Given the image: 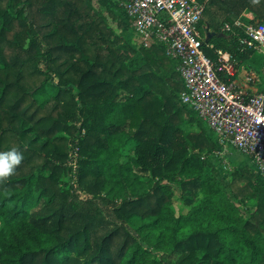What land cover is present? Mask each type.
Wrapping results in <instances>:
<instances>
[{
	"label": "trees",
	"instance_id": "trees-1",
	"mask_svg": "<svg viewBox=\"0 0 264 264\" xmlns=\"http://www.w3.org/2000/svg\"><path fill=\"white\" fill-rule=\"evenodd\" d=\"M199 1L206 53L261 69L224 27L264 0ZM123 42L89 0H0V264H264L257 165L227 181L177 61Z\"/></svg>",
	"mask_w": 264,
	"mask_h": 264
},
{
	"label": "built area",
	"instance_id": "built-area-1",
	"mask_svg": "<svg viewBox=\"0 0 264 264\" xmlns=\"http://www.w3.org/2000/svg\"><path fill=\"white\" fill-rule=\"evenodd\" d=\"M123 8L142 46L162 44L178 63L184 82L180 99L189 105L216 134L221 146L231 144L252 158L264 181V68L250 71L244 83L237 79L238 59L229 50L215 49L214 60L206 51L199 27L205 4L199 0H123ZM233 27L242 29L241 51L264 54V21L238 18ZM211 33H208V37ZM207 41V38H206Z\"/></svg>",
	"mask_w": 264,
	"mask_h": 264
},
{
	"label": "rangeland",
	"instance_id": "rangeland-1",
	"mask_svg": "<svg viewBox=\"0 0 264 264\" xmlns=\"http://www.w3.org/2000/svg\"><path fill=\"white\" fill-rule=\"evenodd\" d=\"M89 1L93 5L94 9L100 12V14L105 18V20L109 24V27L114 30L116 35L123 37L124 45H126L129 49H135V50H138L139 47L142 46L135 30L129 27L122 28L119 25L118 20L114 19L112 13H110L107 9V7H110L112 11H114V13H116L117 16H119L118 15L119 9H120V6L122 7L123 0H89ZM245 19L251 20L246 17ZM251 22H257V21L251 20ZM256 60L259 63L260 67L264 68V60L262 59H256ZM201 121L199 119L198 120L194 119L191 125L188 126L190 132L198 133L201 130V128L206 129L208 133L217 141L216 135L213 133L212 129L208 125H205L204 122L202 123ZM208 158L219 169V171L226 176L227 181H231L232 172L234 171V169L241 168L245 165L254 167L251 157L245 154L244 152L240 151L239 149H237L231 144H227L226 146H221L217 148L216 150L210 152L208 155ZM72 163L73 162L70 161V164ZM73 169H75V165H73ZM72 172L73 171L64 173L62 175L63 179H62L61 184H65V185L70 184V182L73 179ZM107 183L108 185L112 184V182L109 180ZM240 184L243 185L242 183ZM126 195H127L126 193L123 194V197H126ZM255 203H256L255 199L253 201H250L249 203V208L252 211L255 210L256 208Z\"/></svg>",
	"mask_w": 264,
	"mask_h": 264
},
{
	"label": "crops",
	"instance_id": "crops-1",
	"mask_svg": "<svg viewBox=\"0 0 264 264\" xmlns=\"http://www.w3.org/2000/svg\"><path fill=\"white\" fill-rule=\"evenodd\" d=\"M245 17L252 20L255 16L251 10L247 9L244 11V13L241 15L240 18L244 19ZM256 21L258 22L259 19ZM238 63H239V61H238ZM252 64H254V63L251 61V59L245 60L241 64L239 63L236 79L240 83H244L245 74L249 73L250 71L257 70V68H254V66ZM252 86H253L254 90H260L261 88H264V82L258 83V84L252 85Z\"/></svg>",
	"mask_w": 264,
	"mask_h": 264
}]
</instances>
